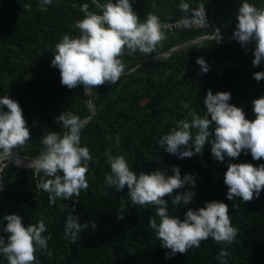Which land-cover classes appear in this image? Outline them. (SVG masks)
Returning a JSON list of instances; mask_svg holds the SVG:
<instances>
[{
	"label": "trees",
	"instance_id": "1",
	"mask_svg": "<svg viewBox=\"0 0 264 264\" xmlns=\"http://www.w3.org/2000/svg\"><path fill=\"white\" fill-rule=\"evenodd\" d=\"M98 2L105 4L109 0ZM129 2L141 22L149 13L158 16L161 22L190 17L191 9L204 4L209 25L173 33L164 30L167 39L151 54L126 50L121 57L126 65L125 74L119 81L91 89L94 114L81 131V146L89 148L93 159L87 173L89 187L81 191L79 202L57 198L56 204L50 205L49 194L37 187L44 178L42 172L37 174L31 167L4 160L0 172V229L7 224L3 217L9 214L21 216L25 227L45 217L48 228L45 235L52 237L48 247L53 257L49 259L38 252L39 264H221L217 255L223 246L211 238L202 241L198 248L189 249L186 255L177 253L167 259L166 253L170 250L161 247L155 230L149 227L152 217L159 223L155 206L133 205L127 186L121 191L106 189L108 194H102L105 176L111 171L105 153H110L123 155L137 174H150L159 169L170 176L173 166H178L181 178L192 175L195 187L186 184L165 197L169 214L183 220L189 208L196 210L212 201L227 204L231 223L238 230L237 238L227 246L230 252L227 264H264V190L250 202L239 197L229 200L224 183L229 163L259 166L264 164V159L253 160L247 151L236 159L226 156L220 162L211 152L210 141L201 154L180 159L165 151L166 145L161 147L158 142L180 120L191 119L189 108L204 116L207 109L203 101L209 90L213 94L230 92L228 103L243 109L247 119H255L253 101L264 96V79L257 81L253 73L264 71V61L254 67L255 43L245 48L233 36L243 0ZM181 2L190 5L189 12L180 10ZM247 2L264 7V0ZM39 3L40 0H0V98L8 96L22 108L30 139L26 145L14 149L13 155L28 160H34L44 151L41 141L49 132L62 136L67 131L56 120L61 113L72 112L82 120L91 114L83 86L69 89L61 85L60 71L51 66V61L55 45L64 34L79 35L75 24L85 15L81 6L88 4L89 11L99 13L93 0H53L47 11H40ZM25 4H31V9H26ZM215 28L227 36L223 42L209 38L141 63L181 43L211 35L216 32ZM230 36L233 38L229 39ZM197 58H203L206 63L214 59L217 64L208 67L205 73L196 63ZM0 110L8 111L6 106H0ZM214 129L213 122L210 131ZM189 190L195 193L190 204L172 205L175 195ZM73 205L72 214L78 222L88 225L76 243L64 237V225ZM121 209L123 220L117 218V211ZM0 235L7 242L8 233L0 231ZM0 264H7L2 254Z\"/></svg>",
	"mask_w": 264,
	"mask_h": 264
},
{
	"label": "clouds",
	"instance_id": "2",
	"mask_svg": "<svg viewBox=\"0 0 264 264\" xmlns=\"http://www.w3.org/2000/svg\"><path fill=\"white\" fill-rule=\"evenodd\" d=\"M93 3L99 13L89 11L88 4L82 5L84 18L75 24L79 35L64 34L55 45L51 66L59 69L60 83L69 89L83 86L87 91L106 83L116 84L125 74L126 65L121 57L126 50L130 53L138 51L145 55L151 54L167 39L158 16L149 13L141 22L129 0H117L116 3L109 0L105 4L93 0ZM52 4L53 0H40L38 7L40 11H47V6ZM24 7L30 10L32 6L25 4ZM179 8L182 12L190 11V5L186 2H181ZM237 20L233 36L245 48L255 43L252 64L258 67L264 61V7L258 8L243 0ZM181 23L185 26H206L204 4L191 9V16L184 17ZM196 63L203 72L209 70L203 58H197ZM253 76L260 81L264 79V71L255 72ZM230 99V92L213 94L209 90L203 101L207 109L204 116L201 117L189 108L188 116L191 119L180 120L168 134L160 137L159 145H166L165 151L180 159L201 154L209 141L213 156L220 162L226 156L236 159L241 152L247 151L251 152L253 160L264 159V96L253 101L254 120L247 119L243 109L228 103ZM0 106L8 109L0 110V159H6L13 156L14 149L28 143L30 131L18 102L4 96L0 98ZM56 120L62 122V127L67 131L62 136L56 132L44 136L41 141L45 146L44 151L28 165L37 174L43 173L44 178L37 187L49 194L50 205H55L57 198L79 202L81 191L89 187L87 173L93 159L89 148L81 146V131L86 121L66 111ZM213 122L214 132L210 131ZM105 155L111 171L105 176L102 194H108L106 189L121 191L127 186V195L133 205L155 206L159 223L152 217L149 219V227L155 230L161 247L170 250L166 253L167 259L177 253L186 255L189 249L198 248L202 241L211 238L223 246L217 259L221 260V264H227L226 258L230 256L227 246L234 242L238 233L231 223L227 204L220 201L206 202L205 207L196 210L189 208L181 220L169 214L165 197L172 196L175 190L183 189L186 184L195 187L192 175L185 174L181 178L178 166H173V175L170 176L159 169L150 174H137L123 155ZM224 183L228 188L227 199L239 197L244 202H250L264 190V164L254 166L251 163H229ZM194 195L190 190L184 191L175 195L171 203L180 205L183 202L188 205ZM74 212L73 205L64 225V237L72 243H76L80 233L88 227L78 222L72 214ZM117 218L124 219L123 209L117 211ZM3 220L7 224L0 231L8 233V236L5 242L0 235V254L7 258V264H39L38 252L46 254L49 259L53 257L48 247L52 237L45 235L48 232L45 217H40L35 224L29 223L27 227L22 217L16 214L6 215ZM92 227H96L95 223Z\"/></svg>",
	"mask_w": 264,
	"mask_h": 264
},
{
	"label": "water",
	"instance_id": "3",
	"mask_svg": "<svg viewBox=\"0 0 264 264\" xmlns=\"http://www.w3.org/2000/svg\"><path fill=\"white\" fill-rule=\"evenodd\" d=\"M225 37L227 38L226 35H224V34L218 32V31H216V32H214V33L211 34V35L203 36V37H199V38H197V39H194V40H190V41H186V42H184V43H181V44H179V45L173 47L172 49H170V50L167 51V52L160 53V54H158V55H156V56H153V57L145 58L144 60L141 61V63H143V62H145V61H148V60H150V59H152V58H156V57H158V56L169 55V54H171L172 52L176 51L177 49H180V48H182V47H184V46H186V45H192V44H196V43H199V42H203V41H205L206 39H209V38H210V39H215V40L218 41V38H225ZM228 38L231 39V38H233V37L230 36V37H228ZM134 68H136V67H134ZM134 68L130 69L129 71L133 70ZM129 71H128V72H129ZM90 90H91V89H90ZM90 90H89V95L87 94L88 91H85V90H84V99H85L86 105H87V107L89 108L90 113H91L90 116H89L88 118L84 119L86 122L89 121V120L91 119V117L93 116V114H94V104H93V100H92V97H91V91H90ZM1 160H8V161L14 163V164L17 165V166H20V167H29L28 165H29L30 161H33V160H28V159L20 158V157H17V156H15V155H13L11 158L0 159V161H1ZM1 171H2V167L0 166V172H1ZM0 180H1V174H0ZM1 181H2V180H1Z\"/></svg>",
	"mask_w": 264,
	"mask_h": 264
},
{
	"label": "built area",
	"instance_id": "4",
	"mask_svg": "<svg viewBox=\"0 0 264 264\" xmlns=\"http://www.w3.org/2000/svg\"><path fill=\"white\" fill-rule=\"evenodd\" d=\"M183 19V18H182ZM182 19H177V20H173V21H162L161 24L164 26L163 30L167 31L168 33H173V32H177V31H181V30H189V29H204L206 27H208V23L206 26L200 27V26H196V25H192V26H185L181 23ZM216 31H218L215 28ZM221 38H218V40ZM208 67L217 64L216 61L214 59H212L209 63H206ZM220 65V64H218ZM4 165H2L3 167ZM2 187V181L0 180V188Z\"/></svg>",
	"mask_w": 264,
	"mask_h": 264
},
{
	"label": "rangeland",
	"instance_id": "5",
	"mask_svg": "<svg viewBox=\"0 0 264 264\" xmlns=\"http://www.w3.org/2000/svg\"><path fill=\"white\" fill-rule=\"evenodd\" d=\"M224 40H225V38H221V39H219L218 41H219V42H223ZM199 43H200V42H199ZM90 91H91V90H90ZM87 94L89 95V92H88ZM3 161H4V160H1V161H0V166H1V167H2V165H4V164H3Z\"/></svg>",
	"mask_w": 264,
	"mask_h": 264
},
{
	"label": "bare ground",
	"instance_id": "6",
	"mask_svg": "<svg viewBox=\"0 0 264 264\" xmlns=\"http://www.w3.org/2000/svg\"><path fill=\"white\" fill-rule=\"evenodd\" d=\"M89 92V90H87Z\"/></svg>",
	"mask_w": 264,
	"mask_h": 264
}]
</instances>
